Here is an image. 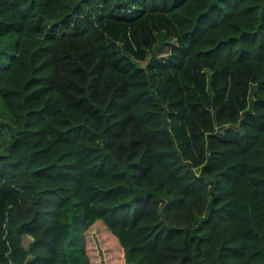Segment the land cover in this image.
Masks as SVG:
<instances>
[{
	"label": "trees",
	"instance_id": "1",
	"mask_svg": "<svg viewBox=\"0 0 264 264\" xmlns=\"http://www.w3.org/2000/svg\"><path fill=\"white\" fill-rule=\"evenodd\" d=\"M0 264H264V0H0Z\"/></svg>",
	"mask_w": 264,
	"mask_h": 264
},
{
	"label": "rangeland",
	"instance_id": "2",
	"mask_svg": "<svg viewBox=\"0 0 264 264\" xmlns=\"http://www.w3.org/2000/svg\"><path fill=\"white\" fill-rule=\"evenodd\" d=\"M157 57H153L154 52L150 49H146L144 52V55L142 57H134L135 61L138 63L140 66H157L162 64L163 62L166 61L167 57L170 55V49H161L160 51H155ZM29 236L25 235L23 237V244H26L27 241L29 240Z\"/></svg>",
	"mask_w": 264,
	"mask_h": 264
}]
</instances>
